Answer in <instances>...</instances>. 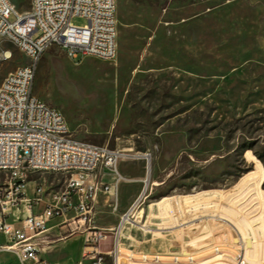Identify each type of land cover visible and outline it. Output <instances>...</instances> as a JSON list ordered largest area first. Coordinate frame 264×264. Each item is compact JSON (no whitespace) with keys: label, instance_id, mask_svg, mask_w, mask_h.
<instances>
[{"label":"rangeland","instance_id":"1","mask_svg":"<svg viewBox=\"0 0 264 264\" xmlns=\"http://www.w3.org/2000/svg\"><path fill=\"white\" fill-rule=\"evenodd\" d=\"M14 2L20 11L29 8V0ZM117 22L113 59L77 62L52 46L38 63L33 92L64 114L74 137L123 152L121 173L135 176L136 160L143 162L149 186L136 219L124 225L120 264H235L242 239L248 264H264V0H117ZM28 62L0 37V84ZM145 153L148 172L138 157ZM67 177L29 174L54 189ZM126 186L128 195L138 188ZM107 197L92 212L95 225L118 221L115 198ZM159 202L162 214L154 205L157 217L149 219L148 205ZM251 208L258 210L252 222ZM19 217L25 212L14 213ZM59 231L52 238L72 229ZM113 242L108 233L100 249ZM0 264L15 258L0 252Z\"/></svg>","mask_w":264,"mask_h":264},{"label":"built area","instance_id":"2","mask_svg":"<svg viewBox=\"0 0 264 264\" xmlns=\"http://www.w3.org/2000/svg\"><path fill=\"white\" fill-rule=\"evenodd\" d=\"M76 17L84 18L86 23L74 24L72 19ZM0 37L29 58L27 64L8 73L0 84V252L11 253L15 264H59L42 256L37 239L52 228V219L74 212L77 223L70 226L71 233L85 234V253L77 264H84V260L89 264H119L118 228L136 219L149 181L144 179L145 188L121 215L117 227L98 228L92 222L95 202L104 193L115 198L117 208L119 183L123 179L118 162L126 155L108 145L74 137L64 114L33 92L38 63L52 46L64 48L70 59L80 58L77 62L86 57L109 60L116 56L117 0H29V8L24 11L14 0H0ZM11 56L4 53L5 59ZM142 158L148 171L151 155L145 153ZM105 168L117 176L112 186L98 177L99 170ZM35 171L61 172L68 177L60 189L35 183L28 193L29 174ZM40 204L42 210L34 213ZM154 205L159 215L163 212L161 202L149 204V219L157 217L153 214ZM21 211L25 217L14 219V213ZM219 219L232 225L225 218ZM108 233L114 234L113 247L103 252L100 242ZM245 244L242 239L235 264H248Z\"/></svg>","mask_w":264,"mask_h":264},{"label":"crops","instance_id":"3","mask_svg":"<svg viewBox=\"0 0 264 264\" xmlns=\"http://www.w3.org/2000/svg\"><path fill=\"white\" fill-rule=\"evenodd\" d=\"M136 161L139 162V167H140V171L137 173V175L132 176L128 173H124V172L121 173L118 170L120 175L123 177V179L120 180L119 188H118V199H117V208H116L118 210V214L116 215L117 216L116 218H118V221H117L116 225H118V223L121 219V215L130 207V205L134 202V200L140 195V193L143 190V184H144V182H142V181H144L143 180L144 179V177H143V162L139 161V160H136ZM150 169H151V165H150ZM99 174H100V177H99L100 180L106 184L111 185V186L117 180V176L111 170H109L107 168H105L101 171L99 170ZM30 183L32 184V186L30 188H28V193L32 192L33 187L35 185L33 181H31ZM123 183H135V184H138V188L135 190L134 194L130 193V195H128L127 186H126V188L125 187H123V189L121 188V185ZM102 194L107 195L104 193L99 194V198L95 202L94 209L98 206L99 199L103 196ZM191 196H192L191 197L192 201H195L194 198L199 197V194L191 195ZM214 196H215V194H214ZM110 197L111 196L108 195L107 200L110 199ZM179 197L180 196H178V198ZM187 200H189V199H187ZM183 202H184V198L181 199L182 209L184 208ZM42 208H43V204L38 205L35 208L34 213L40 212L42 210ZM164 212H166V211H164ZM251 212H254L251 215V217H254L257 215L258 210L256 208H251ZM257 218L258 217H254L250 221L251 222L256 221V220H258ZM76 223H77V218L75 217L74 212H70V213L66 214L65 217H63V218L59 217V218L52 219L50 221V226H52V228L47 233H45L44 235H42L41 237H39L37 239V241L39 242L40 247H41V254L45 259L49 260L50 262L59 263V264H77L79 261L82 260L83 255L85 253V249H84L85 234L84 233H77V234L76 233H70L67 236L60 237L57 239L52 238V236L58 235V233H60V231H59L60 228L73 226ZM114 224L115 223L113 222L112 225H110V226H106V225L105 226L96 225V226L98 228H115L116 225H114ZM55 231H57L58 233H55ZM76 237L79 238V242H78L79 245L76 241H74V238H76ZM2 240H3V237L0 236V241H2ZM122 243H123V239L120 237V245ZM76 244H77V248H76L75 252H73L72 254H69L68 253L69 249H71ZM57 250H60L63 254L57 255V253H56ZM15 263H16V260H15ZM84 264H89V262L87 260H84Z\"/></svg>","mask_w":264,"mask_h":264},{"label":"bare ground","instance_id":"4","mask_svg":"<svg viewBox=\"0 0 264 264\" xmlns=\"http://www.w3.org/2000/svg\"><path fill=\"white\" fill-rule=\"evenodd\" d=\"M10 53H11V52L7 51V52H6V55H7V56L10 55ZM138 157H141V158H142V155H141V156H138ZM149 170H150V168H149ZM149 170H148V171H149ZM148 179H149V178H147V179H145V180L148 182ZM145 180H144V181H145ZM113 206H114V208H116V204H113ZM124 225H125V224H124ZM124 225H123L122 227H119V228H118V234H119L118 242H119L120 250H121L120 237H121V234H122V231H123ZM119 264H120V255H119Z\"/></svg>","mask_w":264,"mask_h":264}]
</instances>
